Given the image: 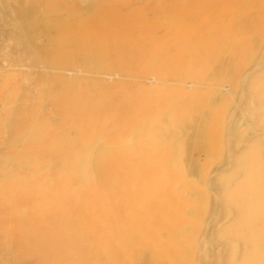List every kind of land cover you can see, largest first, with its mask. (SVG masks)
<instances>
[{
    "label": "rangeland",
    "instance_id": "1",
    "mask_svg": "<svg viewBox=\"0 0 264 264\" xmlns=\"http://www.w3.org/2000/svg\"><path fill=\"white\" fill-rule=\"evenodd\" d=\"M87 130L176 152L128 264H264V0H0V155Z\"/></svg>",
    "mask_w": 264,
    "mask_h": 264
},
{
    "label": "bare ground",
    "instance_id": "2",
    "mask_svg": "<svg viewBox=\"0 0 264 264\" xmlns=\"http://www.w3.org/2000/svg\"><path fill=\"white\" fill-rule=\"evenodd\" d=\"M92 133H83L80 146L52 142L0 155V232L21 264H128L129 233L140 242L146 212L167 202L176 152L114 159ZM95 144L100 157L93 158Z\"/></svg>",
    "mask_w": 264,
    "mask_h": 264
}]
</instances>
